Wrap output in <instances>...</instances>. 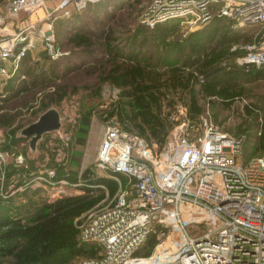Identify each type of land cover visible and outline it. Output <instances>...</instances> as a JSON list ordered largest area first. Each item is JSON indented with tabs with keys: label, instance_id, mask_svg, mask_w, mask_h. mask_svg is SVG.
<instances>
[{
	"label": "built area",
	"instance_id": "1",
	"mask_svg": "<svg viewBox=\"0 0 264 264\" xmlns=\"http://www.w3.org/2000/svg\"><path fill=\"white\" fill-rule=\"evenodd\" d=\"M94 1L9 0L0 15V81L11 77L36 41L51 61L61 58L51 26L44 31L40 22ZM214 18L262 30L254 41L234 46L243 54L223 66L264 69V0H149L141 15L149 28L171 20L203 26ZM179 113L184 117L177 114L160 150L107 121L91 176L104 172L118 189L113 202L78 218V240L101 249L100 256L78 264H264V144L245 159V135L223 131L206 115L201 134L193 137L185 105ZM54 175L51 169L39 178L49 182ZM153 233L158 241L150 254L137 255Z\"/></svg>",
	"mask_w": 264,
	"mask_h": 264
},
{
	"label": "rangeland",
	"instance_id": "2",
	"mask_svg": "<svg viewBox=\"0 0 264 264\" xmlns=\"http://www.w3.org/2000/svg\"><path fill=\"white\" fill-rule=\"evenodd\" d=\"M8 2L0 0V15ZM148 2L98 0L88 2L79 10L71 8L68 16L57 13L40 22L44 31L51 26L54 41L64 55L51 61L42 43L34 41V48L27 50L11 77L0 81V101L4 108L0 110V123L6 121L0 126L1 209H10V215L25 216L43 200L82 192L84 182L80 175L86 168L94 167L104 126L110 120L119 123L115 115L109 114L119 90L110 83H101L99 78L103 71L92 63L95 59L104 61L105 58L96 41L99 34H111L113 45L125 52L132 43L139 50V44L144 40L146 45L140 46L141 52L157 63L175 57L173 53L179 47L188 50L192 42L208 33L222 36L237 32L249 40L240 39L237 43L241 45L254 41L262 32L259 26H239L227 18H214L203 26L171 20L149 28L141 20ZM12 33L11 29L6 31V34ZM78 34L90 38V50L71 45V39ZM32 36L36 37L35 34ZM225 63L233 66L234 58ZM33 82L38 87L32 89ZM242 89L241 96L226 102L217 97L200 99L203 111L198 120L191 122L186 116L188 129L194 128L193 137L201 134L202 118L206 115L223 131L234 136L245 135L242 151L243 158L247 159L259 154L258 137L264 127V79L244 83ZM180 104L184 105L178 100L175 115L178 114V120L184 117L179 113ZM52 107L60 114L61 126L45 133L38 141L37 151L32 152L28 139L20 135V131ZM84 115L90 121L88 126L82 124ZM83 129L88 133L83 134ZM154 148L158 149L157 146ZM18 158L22 159L20 163ZM51 169L55 171L54 177L48 179L51 183L39 178H44L45 171ZM95 175L105 174L96 172ZM121 182L123 184L124 180ZM103 189L105 195L96 208H103L114 200L116 192L108 196L106 188ZM2 212L0 210V215ZM3 246L0 243V248ZM83 258H75L72 264H78ZM12 263L11 257L0 251V264Z\"/></svg>",
	"mask_w": 264,
	"mask_h": 264
},
{
	"label": "trees",
	"instance_id": "3",
	"mask_svg": "<svg viewBox=\"0 0 264 264\" xmlns=\"http://www.w3.org/2000/svg\"><path fill=\"white\" fill-rule=\"evenodd\" d=\"M96 38L105 56L104 61H92L103 71L100 82L110 83L119 90L110 116L115 115L124 128L145 138L149 144L155 143L158 150L177 124L178 100L186 106L187 115L193 122L203 111L200 99L217 97L226 102L242 95L244 83L264 79V69L251 68L246 72L223 66L243 54L240 49H232L238 46L240 39H248L237 32L222 36L208 33L192 42L188 50L179 47L173 53L175 57L157 63L141 52L140 46L146 45L144 40L139 44V50L132 43L125 52L113 45L109 33L102 32ZM71 43L73 47L85 50L92 47L90 38L84 34L73 36ZM36 86L34 82L31 85L32 89ZM86 118V115L82 117V124L88 126L90 121ZM81 132L87 134L88 130ZM263 144L264 127L258 137V153ZM80 176L84 182L81 193L43 200L25 216L10 215V209H1L0 205L3 211L0 243L4 244L0 251L11 257L12 264H72L78 257L101 255L96 243L78 240L76 220L103 199L105 190L97 185L105 186L108 196H112L118 189V182L105 175L91 176V168H86ZM119 176L125 184V178ZM156 235L151 234L136 254L149 255L157 241Z\"/></svg>",
	"mask_w": 264,
	"mask_h": 264
},
{
	"label": "water",
	"instance_id": "4",
	"mask_svg": "<svg viewBox=\"0 0 264 264\" xmlns=\"http://www.w3.org/2000/svg\"><path fill=\"white\" fill-rule=\"evenodd\" d=\"M60 126V114L56 108L52 107L40 114L37 120L24 127L20 131V135L28 139L30 150L36 152L38 141L43 135L58 130Z\"/></svg>",
	"mask_w": 264,
	"mask_h": 264
},
{
	"label": "crops",
	"instance_id": "5",
	"mask_svg": "<svg viewBox=\"0 0 264 264\" xmlns=\"http://www.w3.org/2000/svg\"><path fill=\"white\" fill-rule=\"evenodd\" d=\"M98 150V149H97ZM97 156V155H96Z\"/></svg>",
	"mask_w": 264,
	"mask_h": 264
}]
</instances>
